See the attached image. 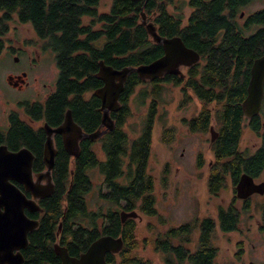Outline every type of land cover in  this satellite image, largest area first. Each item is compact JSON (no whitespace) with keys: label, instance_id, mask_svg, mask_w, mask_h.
Segmentation results:
<instances>
[{"label":"trees","instance_id":"obj_1","mask_svg":"<svg viewBox=\"0 0 264 264\" xmlns=\"http://www.w3.org/2000/svg\"><path fill=\"white\" fill-rule=\"evenodd\" d=\"M256 1L110 0L108 9L100 11L102 0H0L3 13L0 53L4 49L1 37L15 16L19 23L30 24L37 38L43 41L44 51L54 54L58 70L55 90L43 102L20 104L21 113L11 112L7 129H0V145L12 151L23 147L31 151L35 157L32 170L36 174L44 168V124L58 127L68 109L75 123L87 134L101 127L99 100L93 95L89 102H82L88 89L102 85L95 77L99 61L121 70L150 64L162 56V47L152 42L142 25V13L161 37H180L187 48L200 55V61L186 69L184 77L182 74L165 76L162 81L146 82L135 73L128 76L119 97L120 108L110 115L114 128L99 141L104 159L95 158L87 143L74 159L57 147L51 171L55 190L49 198L39 202L43 215L39 228L29 236L24 264H60L55 245L66 248L69 256L78 257L101 236L123 241L118 254L106 255L107 264H156L155 259L145 256L147 249L151 256L161 254L162 264H215L218 251L212 245L213 220L203 218L199 222L195 219L161 233L148 224L146 232L150 236H140L136 219H127L122 224L119 213L135 211L146 218H157L159 225L166 224L157 212L155 183L148 173L151 129L164 83L181 88V104L191 99L189 92L201 104L196 116L182 120L189 132L208 133L215 115L219 136L213 151L218 158L236 157V163L228 165L227 169L233 172L244 168L251 175L264 169V148L256 157L244 162L237 154L245 121L241 104L246 97L249 68L252 61L264 53V8L247 14L243 22L240 21L243 10ZM186 10L190 11L188 15ZM138 87H142L138 92L142 103L152 99L140 135L130 139L124 126L131 115L129 99ZM213 104L219 106L214 113L210 109ZM251 121V129L258 132L259 117ZM174 131L173 127L164 129V143L173 139ZM201 162L199 154L198 167ZM94 171L103 177L106 193L99 194L110 203L106 209H89L87 196L93 189ZM218 175L215 173L216 178ZM216 178L207 185L208 192L213 194L220 186ZM167 182L165 169L160 186L166 187ZM220 216L218 226L224 233L236 229L239 219L235 209L231 207L226 213L221 210ZM196 228L197 244L192 250Z\"/></svg>","mask_w":264,"mask_h":264},{"label":"rangeland","instance_id":"obj_2","mask_svg":"<svg viewBox=\"0 0 264 264\" xmlns=\"http://www.w3.org/2000/svg\"><path fill=\"white\" fill-rule=\"evenodd\" d=\"M110 0H102L100 11H106ZM264 8V0H257L242 12V18L247 14ZM190 11L186 10L188 15ZM9 28L5 33L3 50L0 53V129L8 127V116L11 112L18 111L19 104L25 102H43L47 95L54 89L57 76L54 54L44 51L43 41L37 38L30 24L19 23L14 16L8 22ZM17 58L16 63L14 59ZM185 73L184 68H180ZM24 72L28 74V86L23 90H14L7 84L6 76L9 73ZM138 87L129 99L131 115L124 126L130 139L138 138L145 124L148 106L152 98L142 101L138 98ZM191 99L181 104L183 95L180 87L166 85L160 94L158 101L157 117L152 125V148L148 162V173L154 179L155 199L157 212L163 217L166 224L159 225L157 218H146L138 214V234L150 236L146 232L148 224L152 225L155 232H165L170 227H178L182 224L199 222L203 218L213 216L215 206H223L230 198V190L222 191L219 196H211L207 187L208 162L212 150L210 147V133H192L182 120H189L196 116L201 108L199 101L189 92ZM219 106L213 104L210 109L214 113ZM261 111V119L264 122V102ZM212 125L216 131V117L213 116ZM175 129L174 137L169 143L163 142L164 129ZM259 135L247 128V120L243 122L242 141L239 151L251 153ZM202 156L201 166L198 167V155ZM167 171V185L161 187V179L164 170ZM264 176V175H263ZM93 189L87 196L90 210L103 209L110 205L100 198L99 193H106L103 186V177L98 172L92 173ZM258 200V199H256ZM114 208V207H112ZM257 211L241 216L236 234L223 235L214 231L212 245L217 249L218 255L215 264H264V232H258ZM143 216V217H142ZM250 229L247 231V229ZM241 232V233H240ZM259 233V234H258ZM198 228L192 235V250L197 244ZM240 245V246H238ZM241 250V252H240ZM238 253V256H237ZM145 256L155 259L156 264H162V255ZM160 257V259H159ZM159 261V262H158Z\"/></svg>","mask_w":264,"mask_h":264},{"label":"water","instance_id":"obj_3","mask_svg":"<svg viewBox=\"0 0 264 264\" xmlns=\"http://www.w3.org/2000/svg\"><path fill=\"white\" fill-rule=\"evenodd\" d=\"M242 14L240 18H242ZM142 25L152 42L162 47V56L150 64L138 67H126L115 70L103 61L98 62L96 79L102 86L94 91V96L100 100L101 126L111 131L114 121L110 114L116 113L120 108L119 97L124 91L128 76L135 73L142 81H151L164 75H181L180 68H190L200 61V55L187 48L180 37L164 38L157 33L156 27L146 21L141 14ZM14 61H18L16 58ZM10 84V78L8 79ZM264 83V56L254 61L250 69V78L247 84L246 97L241 105L246 118L256 117L261 109ZM46 140L43 145L42 161L46 170L33 174L32 166L34 155L23 147L17 151L10 150L6 145H0V264H24L25 259L19 252L28 247V233L38 227L39 221L29 220L25 210L31 213H41L43 209L38 200L50 197L54 192L51 171L57 151L54 147L53 136L67 132L78 133L72 146L67 147L64 139L63 147L69 156L77 157L78 143L83 137L94 139V135L85 136L73 119L70 110L64 115V121L56 128L43 125ZM210 142L217 138L213 127L209 129ZM36 177V181L34 180ZM47 181V183L42 182ZM18 186H22L21 190ZM261 189V190H260ZM240 198H246L253 193H264V184L254 186L251 179L243 175L238 186ZM25 192L31 195L28 198ZM119 217L123 224L127 219H136L135 211L120 212ZM123 247L121 238L101 236L93 241L89 247L78 257L69 256L67 249L55 246V252L60 264H107V254H118ZM14 251H16L14 253Z\"/></svg>","mask_w":264,"mask_h":264},{"label":"flooded vegetation","instance_id":"obj_4","mask_svg":"<svg viewBox=\"0 0 264 264\" xmlns=\"http://www.w3.org/2000/svg\"><path fill=\"white\" fill-rule=\"evenodd\" d=\"M2 12H0V17L2 16ZM4 37V35L1 37V42L2 44L4 43V40L2 39ZM262 56H264V53H262L258 58H255L251 65H250V68H249V71L254 63L255 60L261 58ZM17 59V58H16ZM18 60V59H17ZM16 62V61H15ZM18 62V61H17ZM16 62V63H17ZM56 67V65H55ZM191 68V67H190ZM190 68H184L185 70L186 69H190ZM57 69V67H56ZM250 73V72H249ZM97 74V73H96ZM96 74H95V77H96ZM183 75V73H181ZM57 75H58V70H57ZM165 76H177V75H164L163 77L161 78H157V79H160L161 81L164 79ZM179 76V75H178ZM7 84L14 90H23L24 88H26L29 84H28V80H29V77H28V74L27 73H24V72H20V73H9L7 76ZM10 78V84L8 83V79ZM57 78V76H56ZM250 78V77H249ZM156 80V79H155ZM155 80H151V81H146V82H152V81H155ZM56 82V80H55ZM55 82H54V89L53 91L55 90ZM166 85H170V84H165L164 83V86ZM102 86V85H101ZM100 86V87H101ZM172 86V85H171ZM100 87H98L97 89H99ZM97 89H88L86 92H85V95L82 97L83 101L82 102H89L92 98V96L94 95V91L97 90ZM247 89V87H246ZM52 91V92H53ZM51 94V93H49ZM48 94V95H49ZM47 95V97H48ZM46 97V98H47ZM72 97V96H71ZM45 98V99H46ZM70 99V98H69ZM99 100V99H98ZM100 102V100H99ZM263 102H264V83H263V96H262V101H261V109H262V106H263ZM243 103V102H242ZM20 105V104H19ZM242 105V104H241ZM100 109V107H99ZM242 109V107H241ZM68 110V109H67ZM71 111V110H70ZM261 111V110H260ZM18 112V111H17ZM243 112V111H242ZM72 114V112H71ZM112 114V113H111ZM110 114V115H111ZM10 115V114H9ZM261 115V112H259V114L256 116V117H259V120H260V130H258V132H254L252 129H251V125L253 124V122L251 121L252 119L256 118H252V119H249V118H246L244 116V118L247 120V128L250 129L251 132H253L254 134L256 135H259L258 137V141L256 142V146L254 147L253 151H251V153H244V152H237V154H239V157L240 160H242L243 162L244 161H247L248 159H251L253 157H256L257 154L260 152V150L262 148H264V122H262V119L260 117ZM9 118V116H8ZM73 119V117H72ZM64 121V115H63V120L62 122ZM74 121V120H73ZM27 122L28 124L32 125L34 124L33 122L31 121H25ZM252 122V123H251ZM75 123V121H74ZM76 124V123H75ZM77 125V124H76ZM79 126V125H77ZM80 127V126H79ZM213 127V126H210L209 129ZM56 128V127H55ZM81 128V127H80ZM114 128V127H113ZM214 128V127H213ZM44 129V128H43ZM83 134L85 136H90V135H94V139H91V138H88V137H83L81 139V141H79L78 143V146H79V149H78V153H77V157L80 153V151H82L84 148H83V144L87 143L88 146L90 145V149L93 150L94 152V156L95 158H98V159H104L105 158V155L104 153L102 152L101 150V146H100V143L99 141L101 140V138L106 134V133H109L111 131L109 130H106V128L104 127H100L99 130H97L96 132H93V133H89L87 134L86 131H84L82 128H81ZM215 130V129H214ZM209 132V130H208ZM217 132V138L219 136V133L218 131L216 130ZM45 133V131H44ZM210 133V132H209ZM46 136V134H45ZM63 137H61L60 135H57L55 134L53 136V143H54V147L57 151V147L61 148L65 153L66 151L64 150V147H63V140H62ZM216 138V139H217ZM215 139V140H216ZM242 141V136L240 138V143ZM58 142H60V146H58ZM210 142V140H209ZM215 141L214 142H210V149L212 150L211 152V157L209 158V162H208V174H207V185L209 184V186L212 184L213 180H215L216 176H215V173L219 174L218 175V179L220 181V186H219V189L217 192H215L214 194L211 193V191L209 190V194L211 196H219V194L222 193V191H227V190H230V198H228V202L223 205V206H215V209L213 211V216L212 217H208L207 219H211L214 221V224H215V229L217 228L218 232L223 234V235H229V234H236L237 231H238V225H239V222H240V219H241V216L243 214H249L250 212L252 211H257L258 212V216H254V215H250V217L252 218H257V221H258V232L259 233H263L264 232V193L263 194H260V193H253L249 196H247L246 198H240L239 196V191H238V186H239V182H240V179L243 175H246L248 178L251 179V182L253 183L254 186H258L260 184H264V169L255 173V175H251V174H248L245 172L244 168H241V169H238V170H234L232 172V169H227L228 168V165L231 167L232 163H236V157H222V158H218L216 152L213 151V145H214ZM239 143V145H240ZM92 146V147H91ZM58 152V151H57ZM66 155L70 158V159H74V158H77V157H72V156H69L67 153ZM33 167V166H32ZM44 167V166H43ZM46 170V168L44 167L42 170H40L39 172L42 173ZM33 171V170H32ZM214 172V174H213ZM238 174L237 177H235L234 174ZM33 174H36L33 172ZM38 174V173H37ZM22 187V186H21ZM23 189V188H21ZM55 190V189H54ZM261 190V189H260ZM26 196L28 198H31V195L27 192H25ZM49 198V197H48ZM43 199H47V198H43ZM43 199H40L37 201V203L39 204L40 206V201L43 200ZM258 199V200H256ZM233 208L235 209L236 213L238 214V223H237V226H236V229L235 230H232L231 232H227V233H224L220 227L218 226V222H220V219H221V216H220V212L221 210H223L225 213L227 212V210L229 208ZM25 214L27 216V218L29 220H37L39 221V224H38V227L36 229L39 228L40 226V222H41V219H42V215H43V211L41 213H31L27 210H25ZM60 228V227H59ZM35 229V230H36ZM35 230L31 231L28 233V246H29V236L32 232H34ZM250 230L249 228L247 229V231ZM249 232V231H248ZM241 233V232H240ZM258 233V234H259ZM57 246V245H55ZM240 246V245H238ZM28 248V247H27ZM26 250V249H25ZM25 250H20L19 252L23 255L24 257V252ZM16 251H14L15 253ZM238 254V253H237ZM25 259V257H24Z\"/></svg>","mask_w":264,"mask_h":264},{"label":"bare ground","instance_id":"obj_5","mask_svg":"<svg viewBox=\"0 0 264 264\" xmlns=\"http://www.w3.org/2000/svg\"><path fill=\"white\" fill-rule=\"evenodd\" d=\"M77 134L78 133H74V132H67V133L62 134V137H63L67 147H69L71 151H72V146H73V143L76 139ZM70 143L72 144V146ZM34 180L36 181V177ZM42 182L47 183V181H42Z\"/></svg>","mask_w":264,"mask_h":264}]
</instances>
